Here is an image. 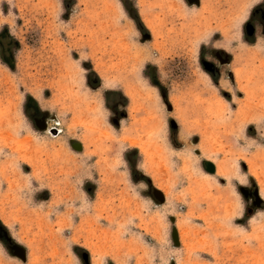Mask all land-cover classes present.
Here are the masks:
<instances>
[{
  "label": "rangeland",
  "instance_id": "obj_1",
  "mask_svg": "<svg viewBox=\"0 0 264 264\" xmlns=\"http://www.w3.org/2000/svg\"><path fill=\"white\" fill-rule=\"evenodd\" d=\"M262 2L0 0V264H264Z\"/></svg>",
  "mask_w": 264,
  "mask_h": 264
},
{
  "label": "flooded vegetation",
  "instance_id": "obj_2",
  "mask_svg": "<svg viewBox=\"0 0 264 264\" xmlns=\"http://www.w3.org/2000/svg\"><path fill=\"white\" fill-rule=\"evenodd\" d=\"M250 17L251 18L249 22L245 26V35L247 37V40L254 39L257 30H259L260 33L264 37V0L259 6H257L253 10ZM226 59L227 57L224 54L220 52L214 53V60L218 64L223 65V60H226ZM203 68L205 69V71H207L211 75L215 74L216 72H219V69L217 68V66L212 62H208V61L203 62ZM38 121L44 126V123H45L44 120H38ZM248 196L249 194H247V197Z\"/></svg>",
  "mask_w": 264,
  "mask_h": 264
},
{
  "label": "water",
  "instance_id": "obj_3",
  "mask_svg": "<svg viewBox=\"0 0 264 264\" xmlns=\"http://www.w3.org/2000/svg\"><path fill=\"white\" fill-rule=\"evenodd\" d=\"M207 171H209L210 172V170L207 168ZM153 196L155 197V198H157V199H159V192H157V191H154L153 192ZM15 256H17L18 258H20V259H22V260H24L25 258H24V254H23V252H22V250L20 249V248H17V247H14V253H13Z\"/></svg>",
  "mask_w": 264,
  "mask_h": 264
},
{
  "label": "bare ground",
  "instance_id": "obj_4",
  "mask_svg": "<svg viewBox=\"0 0 264 264\" xmlns=\"http://www.w3.org/2000/svg\"><path fill=\"white\" fill-rule=\"evenodd\" d=\"M235 15H236V14H235ZM250 108H251V107H250ZM251 109H252V108H251ZM250 111H251V110H250ZM250 111H249V112H250ZM249 112H248V113H249ZM245 114H246V113H245ZM243 116H244V115H243ZM245 116H246V115H245ZM154 132H155V131H154ZM220 167H221V166H220ZM220 174H221V173H220ZM222 175H223V174H222Z\"/></svg>",
  "mask_w": 264,
  "mask_h": 264
}]
</instances>
